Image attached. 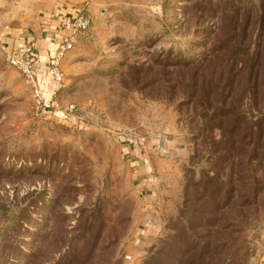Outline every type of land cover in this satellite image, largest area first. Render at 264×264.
Masks as SVG:
<instances>
[{
    "label": "rangeland",
    "instance_id": "1",
    "mask_svg": "<svg viewBox=\"0 0 264 264\" xmlns=\"http://www.w3.org/2000/svg\"><path fill=\"white\" fill-rule=\"evenodd\" d=\"M11 2L0 264H264V0H91L52 108L8 62Z\"/></svg>",
    "mask_w": 264,
    "mask_h": 264
},
{
    "label": "crops",
    "instance_id": "2",
    "mask_svg": "<svg viewBox=\"0 0 264 264\" xmlns=\"http://www.w3.org/2000/svg\"><path fill=\"white\" fill-rule=\"evenodd\" d=\"M8 1L11 2V0ZM86 2L91 4V0H14L11 2L10 4H15L16 8L15 20L10 24L15 32V39L12 40L15 46L12 53L28 51L37 59H41L42 63H50L60 42L61 24L67 18L74 16L76 8ZM47 83L48 81H44V84L47 85Z\"/></svg>",
    "mask_w": 264,
    "mask_h": 264
},
{
    "label": "built area",
    "instance_id": "3",
    "mask_svg": "<svg viewBox=\"0 0 264 264\" xmlns=\"http://www.w3.org/2000/svg\"><path fill=\"white\" fill-rule=\"evenodd\" d=\"M89 8L90 3L81 4L76 8L74 16L63 21L60 27V42L50 63L39 62L28 51L14 52L8 56L9 64L20 71L26 81L35 88V94L39 98L41 107L52 108L54 106L52 99H44L41 81L44 82L45 79H48L51 81V83L49 82L50 87L52 86L56 91L59 89L63 81V74L60 71L61 60L75 48L80 36L87 33L92 27L93 18L89 14ZM43 76L45 78H42ZM52 87L51 89H53ZM73 108L71 106L70 110L72 111Z\"/></svg>",
    "mask_w": 264,
    "mask_h": 264
},
{
    "label": "trees",
    "instance_id": "4",
    "mask_svg": "<svg viewBox=\"0 0 264 264\" xmlns=\"http://www.w3.org/2000/svg\"><path fill=\"white\" fill-rule=\"evenodd\" d=\"M263 35L259 34L256 37V44L259 42V39H262ZM251 73H255L260 76L262 74V61H263V54L264 48L262 43L251 47ZM258 120V119H257ZM255 121V125L251 127V139L252 141H258L264 143V133L263 127H261V119ZM252 124V123H251ZM259 124V125H258ZM263 148V147H261Z\"/></svg>",
    "mask_w": 264,
    "mask_h": 264
}]
</instances>
